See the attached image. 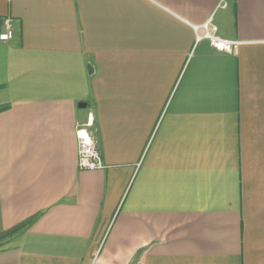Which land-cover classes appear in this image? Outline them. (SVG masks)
<instances>
[{
  "label": "crops",
  "instance_id": "obj_1",
  "mask_svg": "<svg viewBox=\"0 0 264 264\" xmlns=\"http://www.w3.org/2000/svg\"><path fill=\"white\" fill-rule=\"evenodd\" d=\"M210 18L235 53L198 41ZM6 19L0 264H264V0H0ZM91 112L106 168L83 171Z\"/></svg>",
  "mask_w": 264,
  "mask_h": 264
},
{
  "label": "built area",
  "instance_id": "obj_2",
  "mask_svg": "<svg viewBox=\"0 0 264 264\" xmlns=\"http://www.w3.org/2000/svg\"><path fill=\"white\" fill-rule=\"evenodd\" d=\"M226 6V4H224ZM196 31H204L201 36L198 34V41L207 40L211 47L219 53H235L240 45L239 42L228 41L217 35L218 28L213 24V18L201 27H195ZM14 37L13 23L11 19L4 22V32L0 35V41L8 42ZM78 141V167L83 171L103 170L106 168L97 130L95 128V117L93 112L89 113L88 120L77 129Z\"/></svg>",
  "mask_w": 264,
  "mask_h": 264
},
{
  "label": "trees",
  "instance_id": "obj_3",
  "mask_svg": "<svg viewBox=\"0 0 264 264\" xmlns=\"http://www.w3.org/2000/svg\"><path fill=\"white\" fill-rule=\"evenodd\" d=\"M3 110V109H2ZM1 111V110H0ZM23 227V226H22ZM21 229V227H18V228H16V229H14L13 231H11V232H9V233H7V234H15V233H17L19 230Z\"/></svg>",
  "mask_w": 264,
  "mask_h": 264
},
{
  "label": "water",
  "instance_id": "obj_4",
  "mask_svg": "<svg viewBox=\"0 0 264 264\" xmlns=\"http://www.w3.org/2000/svg\"><path fill=\"white\" fill-rule=\"evenodd\" d=\"M88 105L86 103L79 105L81 109H87Z\"/></svg>",
  "mask_w": 264,
  "mask_h": 264
}]
</instances>
